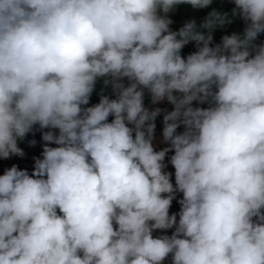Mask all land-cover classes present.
I'll use <instances>...</instances> for the list:
<instances>
[{
  "label": "clouds",
  "instance_id": "obj_1",
  "mask_svg": "<svg viewBox=\"0 0 264 264\" xmlns=\"http://www.w3.org/2000/svg\"><path fill=\"white\" fill-rule=\"evenodd\" d=\"M261 37L264 0H0V161L41 145L0 264H264Z\"/></svg>",
  "mask_w": 264,
  "mask_h": 264
},
{
  "label": "rangeland",
  "instance_id": "obj_2",
  "mask_svg": "<svg viewBox=\"0 0 264 264\" xmlns=\"http://www.w3.org/2000/svg\"><path fill=\"white\" fill-rule=\"evenodd\" d=\"M174 19L176 20L175 17H174ZM176 25H177V23H176ZM221 34H222V30H217L215 35L216 36L218 35L217 37H219V35H221ZM261 39H264V37H261ZM217 40H219V38H217ZM31 138H33V137H30V139ZM34 138L38 141V143L35 147L29 146L27 144V142L21 144V147L25 150V153H26V156L23 158V160L25 161V163L27 164L28 167H31V163H32L31 157L33 155H39V152L41 151L39 135L37 134ZM12 163H16L14 159L12 161H0V169H2L5 166H10ZM175 210H178V205H176L174 203L173 211H175Z\"/></svg>",
  "mask_w": 264,
  "mask_h": 264
},
{
  "label": "trees",
  "instance_id": "obj_3",
  "mask_svg": "<svg viewBox=\"0 0 264 264\" xmlns=\"http://www.w3.org/2000/svg\"><path fill=\"white\" fill-rule=\"evenodd\" d=\"M228 7H230V6H226L224 10H227ZM209 10L210 9H205V10H201V11L192 13L190 10H188L186 8H181L180 10H178L177 14L175 15V18H176V21H177V25L176 26H179V24H181L185 19L191 17L192 15H194L197 18L198 22L199 21H202ZM221 35H219V37H217L218 36L217 35L216 36V39L217 38H220ZM97 99H98V97H96L94 95L93 96V102H96ZM14 160H15L16 164L19 167H22L23 168V167L27 166V164L25 163V161L23 159H21V158H14Z\"/></svg>",
  "mask_w": 264,
  "mask_h": 264
}]
</instances>
